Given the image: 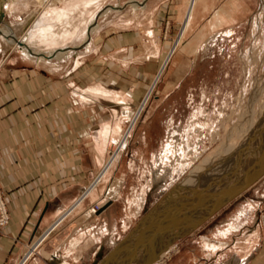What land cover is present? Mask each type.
Returning a JSON list of instances; mask_svg holds the SVG:
<instances>
[{
    "label": "rangeland",
    "instance_id": "374dc122",
    "mask_svg": "<svg viewBox=\"0 0 264 264\" xmlns=\"http://www.w3.org/2000/svg\"><path fill=\"white\" fill-rule=\"evenodd\" d=\"M82 1L42 0V3L37 0H25L24 3L18 1L19 11L7 17L5 25L16 31L17 37L34 31L41 22L42 25L53 24L57 32L65 28L70 29V24L78 25L79 28L72 39L63 40L56 48L30 43V47L39 53L58 50L56 54L59 57L49 61L27 57L20 49L11 47L5 41L4 48L13 49V52L7 58L0 54V62L4 59L1 62L3 74L0 73V82L10 85L14 83L12 88L3 94L10 96L16 89L15 82L21 81L22 78L30 82L45 80L41 87L43 93L40 99L43 105L49 104L48 98L51 97V91L54 92L51 82L57 83L56 89L60 90L62 96L68 84L76 86L73 90L78 87L101 86L123 94L124 98L121 101L123 103L118 106L119 110L117 109L120 112L119 118L116 117L115 111L112 112L116 106L110 105L106 107L110 110V116L107 115L106 118L104 116L103 121V112L95 107L90 113L93 119L89 116H78L75 124L71 122L72 128L77 131L78 141L88 147L92 141L84 133H88L89 136L98 134L93 141L95 147L101 129L108 124L115 125L118 119H121V134L129 135L125 147L120 151V160L111 170L101 191L107 193L115 181L122 180L123 187L119 200L115 202L112 216L116 230L108 236L109 248H104L105 255L108 250L111 252L115 248H110L113 240L121 242L153 209L162 207L172 199L174 201L181 199L180 197L177 199L176 196L180 184H185L183 181L198 167L203 170L202 163L208 157L212 158L225 142H232L235 145L242 142L237 139L234 130H238L243 124L245 120L243 115L249 117L259 109L255 96L261 98L264 95V0H207L208 4L198 9L183 36L182 44L176 50L174 47L184 30L190 0H101L99 6L94 4L88 7L86 14H82L84 7L79 5L71 17L62 24L52 20L47 13L50 9L63 8ZM3 4L4 0H0V11ZM220 9L224 12L222 25L217 24L213 18L215 11ZM94 15L96 17L92 18ZM95 21L98 26L91 33V47L86 48L87 45L83 44ZM124 42L127 45L124 47L125 51L118 56L113 45ZM62 52L65 53L60 54ZM170 54L171 58L161 72ZM55 67L57 71L54 72ZM148 95L150 97L145 108L135 121L139 105ZM88 110L91 112V109ZM245 110L247 111L243 112ZM62 116L63 113L61 118ZM69 123L68 120H62V129L69 128ZM230 127H233L231 132ZM262 132L259 130V133L253 135L257 136ZM229 133L235 134L231 136ZM225 137L228 138L227 141ZM173 140L177 143L175 144L177 148L173 153H168L167 145ZM254 142L244 146L247 147L243 148L244 153L241 151L242 155L249 157L247 159L264 156V152L259 153L261 156L256 155V146L259 144ZM253 145L256 146L252 147ZM182 147L185 148L187 159L183 158L178 150ZM118 148L119 140H113L110 143L107 162ZM228 156L221 155L212 160L216 165L223 160L222 158ZM179 159L181 162L178 166ZM78 160V165L69 175L79 185L89 183V188L99 178L103 168L97 167L89 154L78 153ZM212 160L209 163L213 164ZM62 179H68V176H63ZM0 188L7 202L1 184ZM188 191L189 194L193 191L194 196L195 193H200ZM143 197L144 204L139 214ZM86 206L89 217L92 216L90 213L92 209L97 212L103 210L99 208L100 201ZM7 207L9 210L8 202ZM261 210H264V178L217 212L199 230L176 242L174 250L158 264H170L175 256L179 264H189V255L182 249L184 241L192 242L200 249L204 245L203 237L213 242L224 241L223 238L222 240L218 238L219 236L216 237L218 229L226 227L231 222H241L242 225L248 223L250 226L256 213ZM241 212L243 213L240 214ZM33 220L35 221V218ZM245 230L244 228L243 232L232 235L230 242L243 241ZM48 242L40 243L41 246L39 244L40 247L33 254L35 258L46 256L43 248L50 244ZM34 244L36 245V241L26 244L27 255L22 264L28 259V253L34 248ZM200 249L196 250L197 253ZM92 251L95 253L96 248L90 252ZM136 252H133V249L124 251L119 258H115L113 264H134ZM102 258H98V264L104 259ZM87 264H91L90 261Z\"/></svg>",
    "mask_w": 264,
    "mask_h": 264
},
{
    "label": "crops",
    "instance_id": "0c3cea01",
    "mask_svg": "<svg viewBox=\"0 0 264 264\" xmlns=\"http://www.w3.org/2000/svg\"><path fill=\"white\" fill-rule=\"evenodd\" d=\"M6 19L7 17L2 21L5 25H7ZM3 24L0 29L5 28ZM97 26L96 21L93 22L90 32L92 33ZM87 39L86 37L85 40ZM5 41L11 47H17L12 45L10 39L0 34V54L7 58L13 49H5ZM91 43L92 39L86 48L91 47ZM125 46H127L125 42L113 45L118 56L124 53ZM21 52L37 60L49 61L59 57L56 54L58 50L42 53L46 55L54 53L49 57H42L39 52L36 54ZM1 62L0 73L3 74ZM55 71H57L56 67ZM37 82L38 85H36ZM37 82L25 81L22 78L21 81L15 82L16 89L10 96L3 94L7 93L14 83L10 85L0 82V184L7 197L11 215L10 223L4 230L0 244V264H22L27 255L26 244L31 241L37 243L44 234L51 231L52 233L43 241V243L46 241L50 243L43 248L47 256L41 255L42 257L35 258L32 255L24 264H62L63 259L69 264H87L88 261L91 264H98V258H104L110 252L108 250L103 255L104 248H109L108 236L116 230L112 216L117 201L115 200L114 204L106 210H101L95 216L89 217L86 205L98 202L106 193L101 190L96 199L87 196L77 207V203L89 185V183L79 185L69 175L79 163L78 153L89 154L97 167L102 166L97 163L98 156L95 153L99 139L93 147L94 138L98 134L89 136L88 133H84L92 141L88 147L78 141L77 131L72 128L71 122L75 124L78 116H89L93 119L90 113L95 107L103 112V121L110 114V110L106 109L110 105L116 106L112 111H115L116 117L119 118L118 106L123 103L120 100L122 101L124 96L122 94L117 101L111 100V98L87 92L88 89L96 86L78 87L73 90L76 86L72 84L65 86L62 96L60 90L56 89L57 83L51 82L54 92L51 91V97L48 98L49 104L43 105L40 100L43 93L41 87L46 81ZM111 92L115 93V91ZM88 109H91V112ZM61 113H63L62 118ZM62 120H68L70 127L62 129ZM106 149L107 158L110 142ZM63 176H68V179L63 180ZM239 224L241 229L233 232L228 238H223L224 241L213 242L203 237L204 245L201 249L192 242L184 241L182 249L189 255V264H264V210L256 213L254 222L250 226L248 223L242 225L240 222ZM224 228L216 231V237ZM244 228L246 229L244 240L230 242L232 235L243 232ZM113 236L115 237V234ZM77 238H81L78 248L71 251L70 244ZM218 238L222 239V237ZM115 242L118 241L111 242V249L115 247ZM207 244L223 245L219 246L216 252H210ZM93 248H96L95 253L90 252ZM197 249H200L199 253ZM48 256L51 258H47ZM176 259H178L177 256L170 264H179Z\"/></svg>",
    "mask_w": 264,
    "mask_h": 264
},
{
    "label": "bare ground",
    "instance_id": "6f19581e",
    "mask_svg": "<svg viewBox=\"0 0 264 264\" xmlns=\"http://www.w3.org/2000/svg\"><path fill=\"white\" fill-rule=\"evenodd\" d=\"M18 1H21V2H25V0H4V4L2 6V10L4 12V16L5 17H9V16H12L14 14H17V12L19 11V3ZM39 3H42V0H37ZM62 1V0H61ZM207 0H190L189 3H188V13H187V16H186V20H185V24H184V30L182 32V35L180 36L178 42L176 43L175 47H174V50L177 49V47L182 44L183 42V36L184 34L186 33V31L188 30V28L190 27L191 25V22L193 21L198 9L200 7H206V4H208L206 2ZM48 2V1H47ZM60 2V1H59ZM101 0H83L81 3H78V4H75V3H71L69 4V6H65L63 8H53V9H50L49 11L46 10L47 13L50 14V16L52 17V20L56 21V22H59V23H64L65 21H67L72 13L75 11L76 8L79 7V5L83 6L84 7V11L82 14H86L87 13V9L88 7L92 6V5H96V6H99ZM236 2V1H235ZM238 2V1H237ZM29 3V2H28ZM231 3V2H230ZM239 4V3H237ZM46 5V4H45ZM241 5V4H240ZM36 6V5H35ZM45 7V6H44ZM208 7V5H207ZM233 7V6H232ZM240 8V7H239ZM204 9V8H203ZM208 10V9H207ZM204 12V11H203ZM228 13V12H227ZM214 15V16H213ZM213 18L216 20V23L217 24H220L222 25L223 22H224V18H223V15H224V12H223V9H220V10H217L215 11V13L213 14ZM226 15V14H225ZM4 17V19H5ZM94 17H96L94 15ZM93 17V18H94ZM98 17V16H97ZM198 19V18H197ZM34 22V21H33ZM1 26V24H0ZM5 26V24H4ZM35 26V25H34ZM71 28L68 29V28H65L64 30H62L61 32H57L54 27L53 24H45V25H42V22H41V25L36 28L34 31H28L24 36L22 37H16L17 34L16 31L14 32L10 27H6L3 28V29H0V34L6 36L8 39H10L12 45L16 46L18 49H20L21 51H24L26 52L27 54H32V53H38L37 50L33 49L32 47H30V43H35L36 45H45L47 47H52V48H56L58 47L59 45H61V43H63L62 41L63 40H69V39H72L75 34L78 32V28L79 26L78 25H72L70 24ZM217 26V25H216ZM30 27V26H29ZM10 28V29H9ZM35 28V27H34ZM14 29V28H13ZM30 33H31V37H30ZM87 40L86 42L83 44L84 46L85 45H88L90 40H91V32L90 30L88 31V36H87ZM257 39V38H256ZM258 42V41H257ZM173 50V51H174ZM68 51V50H67ZM64 53V52H63ZM63 53H60V54H63ZM175 53V52H174ZM54 54V53H53ZM53 54H40V56H53ZM173 54V52L171 53ZM171 54L169 55V57H167L166 61H165V66L162 68L161 72L164 71V69L166 68V64L169 62L170 58H171ZM58 55V54H57ZM263 56V55H262ZM41 59V58H40ZM263 64V63H262ZM261 67V66H260ZM160 72V73H161ZM159 78V77H158ZM247 78V77H246ZM252 78V77H251ZM264 89V88H263ZM262 91V90H261ZM89 93L93 94V95H97V96H101V97H108V98H111L112 99H119L122 97V94L121 93H113L111 91H108L107 89H103L101 87H93L92 89H88ZM258 93V92H257ZM84 95V94H83ZM255 95V94H254ZM254 95H253V102H255V99H257L258 103H259V109L256 110V111H252L250 113H252L249 117H247V115H241L242 117L245 118V120L243 121V124L240 125V127L238 128V130H234V132L236 133L235 136H237V139L239 138L240 140H242L241 143H239V145H235L233 144L232 142H225V144H223L221 147H219V150L217 153H214L212 158L211 157H208L203 163H202V167H203V170L201 169V167H198L195 171H193L192 175L189 176L188 178H186L182 183L180 184V189H177V199L178 197H180L181 199L183 198H186V197H192L194 196V193L192 191V194H189V191L188 190H194V191H201L202 189L206 188L207 185H209V183L215 179L216 177L218 176H221V175H225V174H228L230 173L231 171L235 170V169H240L238 172H240L242 169L245 170L246 168H248L249 166H251L253 163L255 162H258L260 160H263L264 159V156L263 157H251L252 159H247L249 157L246 158V156L243 154H241L243 148H247V147H244V146H247L246 144L248 143H251V142H254L256 141L258 147L256 145H253L252 147L256 146V155H260L259 153L262 154V152H264V125L262 126V124L264 123V95L261 96V98H258V96H255L256 98L254 99ZM85 96V95H84ZM87 97V96H86ZM90 97V96H89ZM88 97V98H89ZM150 95H148L147 99L142 102L140 105H139V109H138V112H137V116H136V119L135 121L137 120V118L139 117V115L141 114V112L143 111V109L145 108V105L149 99ZM260 97V96H259ZM123 99V98H122ZM260 99V100H259ZM262 100V101H261ZM126 101V100H125ZM121 102V100H120ZM252 102V103H253ZM252 108V107H251ZM247 110L243 111V112H246ZM251 111V109H250ZM113 112V111H112ZM116 113V112H115ZM118 113V111H117ZM241 114V113H240ZM113 115V114H111ZM120 116V115H119ZM115 118V117H114ZM232 118V117H231ZM209 119V118H208ZM120 120L117 121V123L115 125H106L104 128H102L101 130V133H100V138H99V142L98 144L96 145V149H95V153L96 155L98 156L97 157V163L99 165H101L103 167V171L99 174V178L96 180V182H94L82 195V198L81 200L77 203V207L78 205L83 201L82 199L86 198L87 196L91 197L92 199H96L99 194H100V191L103 189V186L105 185V182L107 181V178H108V175L111 173V170L113 169V167L116 165V163L119 162L120 160V151L125 147L126 145V141L129 137L128 133L127 134H121V126H120ZM134 121V122H135ZM115 122V121H114ZM209 122V120H208ZM233 122V121H232ZM231 122V123H232ZM236 122V121H235ZM105 124V123H104ZM212 124V123H211ZM210 124V125H211ZM261 125V127H260ZM134 125H132L133 127ZM238 126V125H237ZM233 128V127H232ZM232 128L230 127V132L232 130ZM263 128V129H261ZM228 130V132H229ZM256 130V131H255ZM259 130H262V134L260 133V135H253L254 133L257 134L259 133ZM212 131V130H211ZM257 132V133H256ZM213 133V132H212ZM215 133V132H214ZM233 133V134H235ZM230 134V133H229ZM228 134V135H229ZM232 134V135H233ZM231 135V134H230ZM231 135V136H232ZM210 136V134L208 135ZM213 137L215 135H212ZM219 136V134L217 135V137ZM98 137V136H97ZM120 137V138H119ZM251 138V139H250ZM179 139V137H178ZM203 139V138H202ZM226 139V137H225ZM228 139V138H227ZM226 139V141H227ZM97 140V139H96ZM113 140H119V148H118V151L114 154H112L111 158L109 159V161L107 162V158H106V153H107V144L110 142L112 143ZM205 141V140H204ZM203 141V142H204ZM224 141V140H223ZM96 142V141H95ZM202 142V141H201ZM236 142V141H235ZM115 143V141H114ZM254 142V144H256ZM177 144L174 140L173 141H170V143L167 145V149L166 151L168 153H173L174 150H176V145ZM200 145V144H199ZM179 146V145H178ZM181 146V145H180ZM195 146V145H194ZM202 146V145H201ZM250 146V145H249ZM196 147V146H195ZM189 148V147H188ZM201 148V147H199ZM204 148V147H203ZM197 149H198V146H197ZM196 149V150H197ZM258 149V150H257ZM180 151V153L182 154L183 158L185 157L186 158V155H185V148L183 149V147L181 149H178ZM191 150V149H190ZM194 150V149H193ZM245 150V149H244ZM244 150H243V153H244ZM247 150V149H246ZM250 150V149H249ZM195 151V150H194ZM204 151V150H203ZM192 152V151H191ZM191 152H189L191 154ZM196 152V151H195ZM202 152V151H201ZM251 152V151H250ZM254 152V151H253ZM94 153V152H93ZM203 153V152H202ZM201 153V154H202ZM231 153V155H230ZM227 154L229 155L228 157H224L222 158L223 160H221V162L218 164H214L213 162V158L215 157H218V156H221V155H226ZM193 155V154H192ZM94 156V155H93ZM190 156V155H189ZM211 156V155H210ZM245 156V157H244ZM261 156V155H260ZM223 157V156H222ZM180 158V157H179ZM182 158V157H181ZM189 158V157H188ZM187 159V158H186ZM190 160V158H189ZM210 160H212V163L214 164H211L209 163ZM107 162V163H106ZM181 162V160H177V163H178V166H179V163ZM201 162V161H200ZM238 162V163H237ZM97 164V165H98ZM196 167V166H195ZM206 167V168H205ZM232 169V170H231ZM236 173V172H235ZM264 177V176H263ZM262 177V178H263ZM261 180V179H260ZM229 181H232L231 178H229ZM108 184V182L106 183ZM256 184V183H255ZM254 184V185H255ZM195 185V186H193ZM253 185V186H254ZM106 187V186H105ZM122 187H123V183H122V180H120L119 182L115 181L112 186L109 188V190L107 191L106 195L102 196V198L98 201H100V206L99 208H102L104 209L105 206H107L108 204H112L115 200L118 201L120 197V194H121V190H122ZM249 190V189H248ZM174 192V191H173ZM180 192V193H179ZM182 192V193H181ZM185 192V193H183ZM188 192V193H187ZM198 194V193H195V195ZM174 195V196H175ZM105 197V198H103ZM170 197L173 198V196L171 195ZM168 197V198H170ZM142 203L140 205V211H139V214L141 213L142 211V208H143V204H144V197L141 199ZM168 201V200H167ZM172 202L174 201V199L171 200ZM166 206V207H165ZM76 207V206H75ZM163 207V208H162ZM162 207H160V210L161 209H164V210H168L169 208L167 207V204L165 205H162ZM101 211V210H100ZM99 212V211H98ZM97 210H94L92 209L90 211L91 215H96L97 213ZM216 215V214H215ZM214 215V216H215ZM147 218V217H146ZM149 219L147 218L146 219V223H148ZM196 221V220H195ZM205 224V223H204ZM204 224H202L201 226H203ZM191 226H193V223H189L188 225H186L183 229H181L178 233L182 234L184 232H186ZM200 226V227H201ZM240 224L239 223H235V222H232V223H229L226 228H224L223 230L220 231L219 233V237H222V238H228L233 232H238L240 228ZM199 227V228H200ZM198 228V229H199ZM54 229V228H53ZM110 229V228H109ZM142 229V227H141ZM108 230V229H107ZM144 230V229H143ZM52 233L49 232L47 234H44L41 239L36 243V245L34 246V248L31 249V251L28 253V256L27 258H30L33 254H34V251H36L39 247V244L42 243L50 234ZM91 233V232H90ZM92 234V233H91ZM127 237V236H126ZM125 237V238H126ZM124 238V239H125ZM80 239L81 238H77L75 239L74 241L71 242L70 244V250H75L78 248V245L80 243ZM139 238L136 237L135 239L132 240V242L129 244V246L127 247L126 250L128 249H133V252L134 251H137L136 252V256L134 257L136 260H134V264H140L141 263V259H142V255L143 253L141 252L140 249H137V244H136V240H138ZM89 244V243H88ZM120 244V242H115V248ZM223 244L219 245V246H222ZM89 246V245H88ZM174 246L175 244H173L172 246H170L167 250L163 251L160 256H159V260L155 263V264H158V263H161L163 261L164 258H167V256L174 250ZM219 246H216V245H212V244H207V247H208V250L210 252H216L218 250V247ZM86 248V247H85ZM114 248V249H115ZM84 250V248H80V250ZM113 249V248H112ZM124 250V251H126ZM123 251V252H124ZM122 252V253H123ZM131 252V251H130ZM36 253V252H35ZM121 253V254H122ZM47 254V253H46ZM212 254V253H211ZM135 255V254H134ZM47 256V255H46ZM132 257V256H131ZM47 258H51L50 256H48ZM114 259H112V261H114ZM164 263V262H163ZM62 264H69L66 260L63 259V262ZM113 264V263H112Z\"/></svg>",
    "mask_w": 264,
    "mask_h": 264
},
{
    "label": "water",
    "instance_id": "95a60500",
    "mask_svg": "<svg viewBox=\"0 0 264 264\" xmlns=\"http://www.w3.org/2000/svg\"><path fill=\"white\" fill-rule=\"evenodd\" d=\"M4 12L0 11V24L4 20ZM235 169L228 174L213 179L199 194L166 203L168 210L158 207L153 209L147 218L113 249L100 264H112V259L119 258L133 239L137 249L143 253L140 264H155L160 254L180 239L196 231L217 212L243 195L264 176V159L253 163L245 170ZM236 172V173H235ZM231 178L232 181H229ZM110 204L104 207V211ZM166 207V206H165ZM196 220V221H195ZM189 223H193L186 232L178 233ZM142 227V229H141ZM144 229V230H143Z\"/></svg>",
    "mask_w": 264,
    "mask_h": 264
},
{
    "label": "built area",
    "instance_id": "2783aa9c",
    "mask_svg": "<svg viewBox=\"0 0 264 264\" xmlns=\"http://www.w3.org/2000/svg\"><path fill=\"white\" fill-rule=\"evenodd\" d=\"M10 215L7 207V202L0 188V240L4 229L9 225Z\"/></svg>",
    "mask_w": 264,
    "mask_h": 264
}]
</instances>
